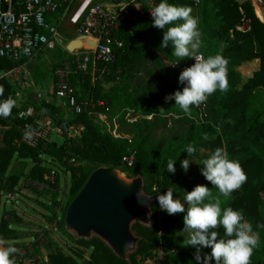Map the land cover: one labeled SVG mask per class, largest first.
<instances>
[{
  "label": "trees",
  "instance_id": "obj_1",
  "mask_svg": "<svg viewBox=\"0 0 264 264\" xmlns=\"http://www.w3.org/2000/svg\"><path fill=\"white\" fill-rule=\"evenodd\" d=\"M160 2L162 0H158L157 5ZM167 2L192 8V15L198 18V28L202 32L199 53L205 58L222 54L229 61V90H217L199 107L191 106L190 114L175 105L174 99L166 101L165 97L178 89L183 90L185 85L179 82V75L184 70L181 64L187 63L190 67L191 58L175 64L178 58L172 55V46L160 47L164 30L153 26V17L135 20L133 16H128L122 21L113 33L122 45H113L114 58L110 62H97L94 81L91 61L86 71H78L76 62L73 67L70 66L72 71L69 79L77 88L79 101L85 106V111H70L69 119L62 112V108L68 109L64 102L58 105L40 101L34 94L26 92L24 94L31 103L33 116L22 113L24 111L16 106L20 87L8 78L0 80V87L4 89L0 103L9 98L15 102L7 117L0 115V126H11L8 130H2L4 145L0 148V191L17 193L25 185L38 192L29 183L35 181L45 184V190L57 196L58 181L49 184L44 180L45 173L50 170L41 166L40 150L27 145L17 147L13 143L16 137H20L19 124L32 123L35 117H41L54 123L64 135H71L67 142L60 145L50 142L44 150L66 165L71 174L68 199L57 225L59 229H65L68 207L90 175L100 168L120 169L123 172L129 169V178L141 175L143 192L155 198L151 204L152 224L134 222L131 226L138 240L126 258L119 257L99 237L80 238L77 242L91 250L90 259L85 264H139V257L150 255L152 250L160 246L167 255L158 264H201L194 257L196 248L183 244L187 236V233H182L186 211L169 215L160 208L157 197L172 188L174 197L184 202L186 191L193 190L198 184L212 189L213 197L220 195L219 190L202 175L203 164L198 162L189 166L187 172L181 167V158L187 153L186 145L196 146L205 136L219 134L227 137L239 135L255 142H264V21L256 15L252 0ZM262 2L264 7V0ZM65 3L61 10L66 6ZM255 60L259 61V68L244 80L242 69ZM19 64L22 62L0 59V69L3 70L13 69ZM35 80L39 81V76ZM108 85L110 87L106 91ZM100 101H104L106 106L99 105ZM126 108H133L142 118L128 125V136L122 138L112 136L104 123L89 114L94 109L98 114H106L108 119L118 117L120 122H124L122 111ZM201 114L203 123H199ZM80 124L84 127L81 132L70 129V126ZM229 142L231 145L236 144L235 140ZM201 147L205 150L204 157L208 158L215 148L223 145L218 137L215 141L203 140ZM134 150L137 151L134 166H123L122 157ZM230 152L244 154L239 162L248 179L229 197H220L221 209L222 212L228 207L241 210L245 220H250L253 231L259 235V245L253 251L251 264H264V156L247 147L231 146ZM72 157L81 163L68 165V159ZM168 159H176L175 174L167 172ZM28 161L33 162L34 166L26 171ZM12 218L19 221L18 216L13 215ZM11 224L8 216L0 214V235L11 239L6 247L18 249L21 244L16 242L17 233ZM218 232V238H223L222 226ZM38 245L37 241L27 255L38 254ZM48 247V264H79L60 248L53 245ZM210 253V247L201 250L202 256ZM75 254L84 258L82 250H75ZM211 264H215L214 259Z\"/></svg>",
  "mask_w": 264,
  "mask_h": 264
},
{
  "label": "clouds",
  "instance_id": "obj_2",
  "mask_svg": "<svg viewBox=\"0 0 264 264\" xmlns=\"http://www.w3.org/2000/svg\"><path fill=\"white\" fill-rule=\"evenodd\" d=\"M192 11L191 7L169 4L167 0H162L151 9L153 26L164 30L160 47L172 46V55L178 58L175 64L186 58H195V63L179 75V82L185 85L183 90L178 89L165 97L166 101L174 99L175 105L188 114L191 106L199 107L217 90H229V61L222 54L208 58L198 54L202 46V32L198 28V18L192 15ZM3 91V87H0V95ZM14 104L11 98L0 103V115L7 117ZM185 150L189 158L181 162V167L187 172L196 148L188 144ZM175 163L176 159H168V173L175 174ZM200 164L204 165L202 175L219 190L220 195L213 197L212 189L198 184L193 190L186 191L184 202H181L174 197V190L168 188L166 194L157 197L160 208L169 215L186 211L182 233H187V236L183 244L196 248L194 257L201 264H211L213 259L215 264H251L253 251L259 245V235L253 231L252 224L245 220L241 210L228 207L222 212L220 198L229 197L246 183L248 177L245 170L238 160L229 158L223 147L215 148ZM221 226L224 235L223 238H218ZM208 247L211 248V253L202 256L201 250ZM18 251L12 246L0 248V264H14L11 257Z\"/></svg>",
  "mask_w": 264,
  "mask_h": 264
},
{
  "label": "built area",
  "instance_id": "obj_3",
  "mask_svg": "<svg viewBox=\"0 0 264 264\" xmlns=\"http://www.w3.org/2000/svg\"><path fill=\"white\" fill-rule=\"evenodd\" d=\"M158 0H127L119 4L114 10L105 8L93 3V0H81L80 4L74 8L69 17V22L76 27L78 32L84 36H90L95 41V47L88 49L76 62V69L87 70L89 61L92 64V80L96 79V64L98 61L110 62L114 58L113 45L121 46L113 33H115L122 21L133 16L135 20L140 18H152L151 9L157 6ZM199 2V0H194ZM259 1V0H257ZM63 2L68 3V7L60 13ZM73 0H0V59L12 62H22L10 70L0 69V80L10 78L18 80L17 75H25L27 64L37 55L44 51L63 48L64 38L60 32V27L64 21L70 4ZM139 7V8H137ZM65 48V47H64ZM90 51V52H89ZM202 57V53H198ZM86 56V57H85ZM205 58V57H204ZM195 63V58H191L189 65ZM181 68H187V63L181 64ZM71 69L68 66H57L54 69V86L52 95L59 101L64 102L68 109L75 113L85 111V106L79 101L77 88L70 82ZM99 105L105 107L104 101ZM94 107V106H93ZM89 114L98 116L107 126L108 131L115 138H122L119 132L120 120L118 117L108 119L106 114H98L90 111ZM124 123L132 125L142 118L133 108H126L122 111ZM148 118H151L149 116ZM203 123L202 114L199 122ZM11 126H0V140L3 139V131ZM20 137H16L13 143L20 147L27 145L40 150V157L44 158L49 166H43L50 171L45 173L46 181L49 184L57 182V173L52 170V158H46L44 151L48 143L52 141L51 135L59 128L50 121L37 120L32 123L26 122L17 126ZM3 130V131H2ZM73 130L82 131L84 127L80 124L74 126ZM124 137V136H123ZM137 158V151H130L122 157V164L125 167H132ZM74 162L75 158L68 159ZM60 164V163H58ZM15 194V193H9ZM33 246L20 247L18 252L11 257L14 264H46L49 262L48 256L44 259L39 255L28 256L27 252ZM167 253L158 247L151 251V254L139 257V264H158L166 257Z\"/></svg>",
  "mask_w": 264,
  "mask_h": 264
},
{
  "label": "rangeland",
  "instance_id": "obj_4",
  "mask_svg": "<svg viewBox=\"0 0 264 264\" xmlns=\"http://www.w3.org/2000/svg\"><path fill=\"white\" fill-rule=\"evenodd\" d=\"M124 1L127 0H93V3L99 4L105 8H109L110 10H114L118 7L119 4L123 3ZM80 2L81 0H73V2L70 4L67 15L60 27V32L64 38L63 48L65 47V49H62V47H58L55 50H48L40 53L27 64L26 78H24V74L20 75L18 73H15L17 75L18 80L14 81L9 78L10 80L16 82L17 85L20 87V90L16 95V106L21 110H24L29 114H31L33 111L31 103L28 101L27 95L24 94L25 92L34 94V96H37L38 100L40 101L45 100L46 102H54L56 104V98L52 95L54 69L61 64H64L65 66H68L71 69V67H73L75 63L74 61L86 55L84 54V52H88L87 48L91 49L95 47V41L92 37L87 36L81 38L82 35L78 32L76 27L69 22V17L71 13L74 11V8H76L80 4ZM252 3L254 6L255 13L259 17V5L256 4V0H252ZM65 4L66 6H63V9L60 11V13H63V11L69 6L68 3ZM259 18L261 19L262 17ZM72 44H74L73 51L68 49V47L72 46ZM255 67V64H249L247 65V67L242 69L244 80H246V78L252 73V70ZM36 76H39V81L35 80ZM109 87L110 85L106 86L105 90L107 91ZM70 111V109L64 110L62 108V112L64 113L65 118H70ZM92 116L96 118L95 120L99 121L100 123H104L98 116ZM44 120L46 121V119ZM73 128L74 126H70L71 130ZM129 131L130 127L124 122H121L119 132L122 137L128 136ZM56 132L62 135L64 140L63 142H67V140L71 138L70 134L64 135L60 128H58ZM62 137L55 133L51 135V139L57 141H62ZM218 137L223 145V148L228 152L229 158L232 160L240 161L243 158L244 154L240 152H230L231 146L235 148H251L257 154L264 156V142H255L249 138H244L239 135H230L227 137L222 134H219L207 137V139H205L204 137L203 139L198 141L197 145L195 146L196 153L193 159L190 158V166H193L197 162H201L206 159L204 157L205 150L203 147H201V142L203 140L215 141ZM231 140H235L236 144L231 145L229 142ZM3 145V140H0V148L3 147ZM186 158H189L188 153H185L184 156H182L181 162ZM29 163L31 164L28 165V168L31 169L34 164L32 165L31 161ZM80 163L81 162L77 161V159L75 158V161L68 162V165L75 166L79 165ZM51 169L55 170L57 173V181L59 184L57 196H54L51 192L46 191L45 189L35 192L34 190L29 189L25 185L22 186L20 191L12 195L9 194L12 192L2 190L0 191V214L4 215L5 217L8 216L11 222L14 223V225H17L18 223V226L17 228H15V230L17 233V239L19 238L17 242L21 244V247L24 248L27 246H33L38 241V246H40V248L39 253L37 255H39L43 259L47 257V251L49 248L48 245H53L63 250L66 254L74 257L79 262V264H85V262L90 259L91 250L86 249L85 247L80 245L77 240L80 238L90 239L92 237H99L107 242V239H105L99 233V231L95 229H91L88 236L84 237L80 236L75 229L68 228L67 224L65 229H59L57 227L59 218L61 216V211L68 199V193L71 185V174L70 171L67 169V166L62 164L57 158H55L52 162ZM115 170L117 172L116 176L119 178L121 183H123L124 181H143V178L139 174L135 175L133 178H129L128 176L131 174V171L129 169H125V172L120 169ZM112 173L115 174V172ZM45 179L46 177L44 175V180ZM9 211L10 213H8ZM148 214L149 217L147 221H145L143 224L151 225L153 220L150 209ZM13 215L18 216L19 221H15V219L12 218ZM247 221L250 222V220ZM133 223L134 220H131L129 222V227L132 226ZM137 240L138 237L134 234L133 230L131 229V232L129 233L130 245L127 248V253L134 249ZM75 250L84 251V258L77 257V255L75 254Z\"/></svg>",
  "mask_w": 264,
  "mask_h": 264
},
{
  "label": "water",
  "instance_id": "obj_5",
  "mask_svg": "<svg viewBox=\"0 0 264 264\" xmlns=\"http://www.w3.org/2000/svg\"><path fill=\"white\" fill-rule=\"evenodd\" d=\"M259 2L263 7V2ZM73 45L68 49L73 51ZM115 171L100 168L90 175L67 209L66 224L84 237L88 236L91 229L99 231L116 254L126 258L130 245L129 233L132 229L129 222L147 221L155 198H149L142 191V180L121 183L116 174H112ZM29 183L38 191L47 188L45 184L35 181ZM137 193H140L139 196Z\"/></svg>",
  "mask_w": 264,
  "mask_h": 264
},
{
  "label": "crops",
  "instance_id": "obj_6",
  "mask_svg": "<svg viewBox=\"0 0 264 264\" xmlns=\"http://www.w3.org/2000/svg\"><path fill=\"white\" fill-rule=\"evenodd\" d=\"M262 1V0H261ZM262 9H263V18H261V20L262 21H264V7H262ZM81 38H84V36H81ZM62 49H65V48H62ZM249 64H255L256 65V67L253 69V70H255V69H257V68H259V61L258 60H255L254 62H252V63H249ZM249 64H247V65H249ZM247 65L245 66V67H247ZM244 67V68H245ZM243 68V69H244ZM252 70V71H253ZM53 86H54V78H53ZM52 90H53V88H52ZM36 98H37V96H35ZM38 99V98H37ZM56 101V103L58 104V105H60L61 104V102L62 101H60L59 102V100H55ZM48 102V101H47ZM68 110V109H67ZM22 111H24V110H22ZM22 113H24V114H26V115H31V116H33V111H32V113L31 114H29V113H27V112H22ZM70 114V113H69ZM45 118H41V117H35V119H34V121H37V120H39V121H41V120H44ZM45 121V120H44ZM55 134H57V135H59V136H61L62 137V135H60L59 133H57V132H54ZM3 140V139H2ZM63 137H62V141L61 140H59V141H57V140H52L51 142H55V143H57L58 145H60V144H63ZM41 158V157H40ZM46 158H52L53 159V161H54V157L53 156H51V155H48L47 154V157ZM41 160H42V163H41V166L43 167V166H49V164L44 160V158H41ZM30 161H28V165H30L31 163H29ZM58 162V161H57ZM55 164V163H54ZM28 165H27V170L28 169H30V168H28ZM32 165H33V162H32ZM44 168H46V167H44ZM38 191V190H37ZM8 213H10V211L8 212ZM12 226H11V228H17V226H18V223H17V225H14V223H12L11 224ZM19 240V238L18 239H16V242ZM9 243H11V239H8L6 236H1L0 235V248H6V246L9 244Z\"/></svg>",
  "mask_w": 264,
  "mask_h": 264
},
{
  "label": "bare ground",
  "instance_id": "obj_7",
  "mask_svg": "<svg viewBox=\"0 0 264 264\" xmlns=\"http://www.w3.org/2000/svg\"><path fill=\"white\" fill-rule=\"evenodd\" d=\"M256 4H258L259 6H258V14H259V17H262L263 18V9H261L262 7H261V5H260V2L259 1H257L256 0ZM95 41V40H94ZM95 44H96V41H95ZM117 172L115 171V174H116ZM113 174V173H112Z\"/></svg>",
  "mask_w": 264,
  "mask_h": 264
}]
</instances>
